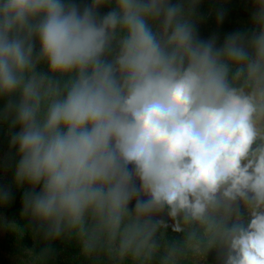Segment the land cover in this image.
I'll return each mask as SVG.
<instances>
[{
  "label": "clouds",
  "instance_id": "obj_1",
  "mask_svg": "<svg viewBox=\"0 0 264 264\" xmlns=\"http://www.w3.org/2000/svg\"><path fill=\"white\" fill-rule=\"evenodd\" d=\"M3 234L0 264H264V0H0Z\"/></svg>",
  "mask_w": 264,
  "mask_h": 264
},
{
  "label": "trees",
  "instance_id": "obj_2",
  "mask_svg": "<svg viewBox=\"0 0 264 264\" xmlns=\"http://www.w3.org/2000/svg\"><path fill=\"white\" fill-rule=\"evenodd\" d=\"M225 27L228 28V27H231V25L230 24H226ZM9 215H14V214L13 213H9ZM11 241L12 240H10V238H8V236H5V237L1 238L0 239V249L11 247V245H10ZM25 243L30 246L32 241L30 239L26 238ZM57 248H59V245H57ZM69 252H71V249H69ZM64 255H65L64 253H61L56 258V264H66V261L63 259Z\"/></svg>",
  "mask_w": 264,
  "mask_h": 264
},
{
  "label": "rangeland",
  "instance_id": "obj_3",
  "mask_svg": "<svg viewBox=\"0 0 264 264\" xmlns=\"http://www.w3.org/2000/svg\"><path fill=\"white\" fill-rule=\"evenodd\" d=\"M7 236L6 234L0 235V239ZM11 247L9 248H15V243L14 241L10 242ZM9 248H3L0 249V259H4V260H10L11 259V253L7 251V249Z\"/></svg>",
  "mask_w": 264,
  "mask_h": 264
}]
</instances>
